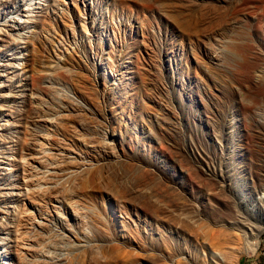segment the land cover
Returning <instances> with one entry per match:
<instances>
[{
    "label": "rangeland",
    "instance_id": "1",
    "mask_svg": "<svg viewBox=\"0 0 264 264\" xmlns=\"http://www.w3.org/2000/svg\"><path fill=\"white\" fill-rule=\"evenodd\" d=\"M251 124L264 127V0H0V264L22 249L27 264L261 258L264 231L239 253L232 225L262 188L264 155L225 146ZM168 149L184 158L167 174L152 163Z\"/></svg>",
    "mask_w": 264,
    "mask_h": 264
},
{
    "label": "bare ground",
    "instance_id": "2",
    "mask_svg": "<svg viewBox=\"0 0 264 264\" xmlns=\"http://www.w3.org/2000/svg\"><path fill=\"white\" fill-rule=\"evenodd\" d=\"M239 79L240 78H238L237 80L239 81ZM246 79V78H245ZM242 80V79H241ZM247 80V79H246ZM243 81V80H242ZM237 83V82H236ZM247 83V82H246ZM233 85H235V84H233ZM241 85V84H240ZM239 86V85H238ZM233 87V86H232ZM232 97H235V96H232ZM207 98V97H206ZM209 99V98H208ZM221 100H223V99H221ZM214 102H212V104H213ZM221 104V103H220ZM162 108V107H161ZM165 108V107H164ZM225 108V107H224ZM160 110V109H159ZM223 110V109H222ZM160 111H162V110H160ZM173 111V110H172ZM227 111V110H226ZM163 113H164V111H162ZM223 112H225L224 110H223ZM160 113V112H159ZM174 113V112H173ZM202 113V112H201ZM182 114V113H181ZM209 114V113H208ZM216 114V113H215ZM59 115H61V114H57V115H55L54 117H53V120H55ZM158 115V117H160L159 115L160 114H157ZM204 115V114H203ZM223 114L221 113L220 114V117L222 116ZM162 116H163V114H162ZM161 116V117H162ZM165 116V115H164ZM209 116V115H208ZM158 117H156V118H158ZM167 117V116H166ZM151 118H153V117H151ZM163 118V117H162ZM184 118H186V117H184ZM211 118H212V116H211ZM214 118L216 119V117L214 116ZM164 119H165V117H164ZM163 120V119H162ZM166 120V119H165ZM202 120V119H201ZM217 120V119H216ZM50 122V121H49ZM151 122H153V120H151ZM155 122V121H154ZM158 122H159V119H158ZM162 122V121H161ZM159 124H160V122H159ZM168 124H170V122L168 123ZM167 124V125H168ZM174 124V123H173ZM151 125V124H150ZM165 125V124H164ZM215 126V125H214ZM154 127H156V125L154 126ZM175 128V127H174ZM217 128V127H216ZM215 128V129H216ZM219 128L222 130V131H224V132H227V130H225V128H223V124H222V122L219 124ZM231 127H229L228 129H230ZM151 129V128H150ZM176 129V128H175ZM218 129V128H217ZM226 129H227V126H226ZM242 129V128H241ZM154 130V129H153ZM219 130V129H218ZM217 130V131H218ZM233 130V129H232ZM144 131V130H143ZM151 131H152V129H151ZM215 131V130H214ZM230 131V130H229ZM242 131H243V133H239V131L237 130V129H235V130H233V131H231L230 132V134H231V136H233L234 138H236V141H237V144H235V142L234 143H232V141L230 140V139H226L225 140V146H232L233 147V150H236L237 152H239L240 154H242V153H244L245 152V154H247V156L249 157V153L251 152V153H254V154H256V152H258V154L259 155H261V156H263L264 155V127L263 126H260V125H258V124H251V125H248V126H246V131L244 130V129H242ZM247 131H248V133H247ZM154 132H156V131H154ZM241 132V131H240ZM145 133V132H144ZM157 133H158V131H157ZM157 133H156V136H157ZM168 133V132H167ZM171 132H169V134H170ZM175 133V132H174ZM218 133V132H217ZM229 133V132H228ZM172 134V133H171ZM220 134V133H219ZM223 134V133H222ZM222 134H220L221 136H222ZM225 134V133H224ZM149 135V134H148ZM175 135V134H174ZM160 136V135H159ZM176 136V135H175ZM149 137H150V135H149ZM153 137V136H152ZM162 137V136H161ZM166 137H167V135H166ZM179 137V136H178ZM177 137V138H178ZM225 137V136H224ZM227 138V137H226ZM233 138V139H234ZM155 139V138H154ZM157 139V138H156ZM179 139V138H178ZM232 139V140H233ZM120 141H123L122 139H120ZM162 141V140H161ZM170 141V140H169ZM168 141V142H169ZM106 142V141H105ZM104 142V145L102 146V150H103V153H104V155H113L114 154V151H115V149H114V147L113 146H111V145H109V143H111V142H109V143H105ZM175 142H177V141H175ZM174 142V143H175ZM221 142V141H220ZM172 143V141L170 142V144ZM174 143H172V144H174ZM178 143V142H177ZM179 144V143H178ZM176 145V144H175ZM174 145V146H175ZM164 146H166V144L164 145ZM171 146V145H170ZM176 146H178V145H176ZM175 146V147H176ZM165 148V147H164ZM167 148V147H166ZM165 148V149H166ZM180 148V147H179ZM216 148V147H215ZM225 148V147H224ZM169 151H170V149H168ZM174 151H175V149H173ZM172 149H171V151H173ZM177 150V149H176ZM221 150H222V148H221ZM171 151H170V153L169 152H162L161 153V157H165V159H163V165H159L158 163L160 162V161H157V162H154V163H152V164H156L157 165V168L161 171V172H165L166 171V169H167V171L165 172V173H167L168 174V171L170 170H174V171H176L177 172V170L174 168L175 166L172 164L174 161H176L178 158H180V157H177V159H175L174 157H173V155H172V153H171ZM179 151V150H178ZM203 151H205L204 150V148H203ZM215 151H217V150H215ZM229 151H231V150H229ZM177 152V151H176ZM176 152H174L175 153V155L174 156H179V154H181V152H179V154H178V152L176 153ZM199 152H201L200 150H199ZM209 153V152H208ZM222 153H224V151L222 150ZM236 153V152H235ZM177 154V155H176ZM215 154V153H214ZM216 154H217V152H216ZM190 155V154H189ZM220 155V154H219ZM154 156V155H153ZM182 156V155H181ZM184 156V155H183ZM186 156V155H185ZM191 156V155H190ZM193 156V155H192ZM196 156H197V154H196ZM213 156H217V155H213ZM243 156V155H242ZM199 157V156H198ZM211 157V156H210ZM264 157V156H263ZM182 158V157H181ZM181 158L179 159V160H181ZM184 158V157H183ZM182 158V159H183ZM187 158V157H186ZM191 158V157H190ZM197 158V157H196ZM209 158V157H208ZM217 158V157H216ZM247 158V157H246ZM245 158V159H246ZM154 159V158H153ZM199 159V158H198ZM206 160H208L207 158H205ZM211 159V158H210ZM237 159V158H236ZM239 159V158H238ZM244 159V158H243ZM247 159H249V160H253L254 162H255V164L256 163H261L260 162V160L261 159H259V158H257V156H255V158H252L251 156H250V158H247ZM264 159V158H263ZM185 160H187V159H185ZM137 161V160H136ZM144 161V160H143ZM204 161V160H203ZM209 161V160H208ZM214 161V160H213ZM212 161V162H213ZM224 161V160H223ZM243 161V160H242ZM138 162V161H137ZM148 162V161H147ZM179 162H182V161H179ZM183 162H185V161H183ZM182 162V163H183ZM190 162H191V160H190ZM189 162V163H190ZM195 162H197V161H195L194 160V163ZM202 162V161H201ZM216 162H217V160H216ZM248 162V161H247ZM181 163V164H182ZM209 163V162H208ZM226 163V162H225ZM245 163V162H244ZM249 163V162H248ZM264 163V162H263ZM34 164V163H33ZM136 164H138V163H136ZM149 164V163H148ZM192 164V163H191ZM198 164V163H197ZM216 164V163H215ZM222 163H220V168L223 166V165H221ZM253 164V163H252ZM252 164H251V166H252ZM138 165H140V164H138ZM182 165H184L185 167H186V163L184 164H182ZM182 165H180L181 167H182ZM193 165V164H192ZM202 165V164H201ZM211 165V164H210ZM231 165V164H230ZM245 165V164H244ZM248 165V164H247ZM254 165V164H253ZM261 165V164H260ZM141 166V165H140ZM144 166H145V164H144ZM184 166H183V168H184ZM188 166V165H187ZM194 166V165H193ZM193 166H188V167H193ZM198 166V165H197ZM197 166H195V167H197ZM215 166H217V165H215ZM34 167H39V166H34ZM82 167V165H80V166H78L76 169H78V168H81ZM86 167V166H85ZM139 167V166H138ZM143 167V166H142ZM141 167V170H143V168ZM151 167V166H150ZM199 167H201L200 165H199ZM204 167V166H203ZM250 167V166H249ZM83 168H84V166H83ZM140 168V167H139ZM177 168V167H176ZM194 168V167H193ZM215 168H217V167H215ZM223 168V167H222ZM221 168V169H222ZM257 168V167H256ZM262 168H264V166L262 167ZM145 169H147V168H145ZM151 169V168H150ZM163 169V170H162ZM186 169V168H185ZM189 169H191V168H189ZM199 169V168H198ZM197 169V170H198ZM218 169V168H217ZM217 169H216V171L215 172H217ZM221 169H220V171H221ZM68 172V174L69 173H72V172H75L76 170L75 169H73V168H71V167H69L68 169H66ZM140 170V171H141ZM149 170V169H148ZM192 170H194V169H192ZM202 170V169H201ZM205 170H206V168H205ZM219 170V169H218ZM224 170V169H223ZM229 170H232L231 168L229 169ZM258 170V169H257ZM147 171V170H146ZM150 171V170H149ZM148 171V172H149ZM189 171V170H188ZM207 171V170H206ZM227 171V170H226ZM151 173H152V171H150ZM154 172V171H153ZM158 172V171H157ZM179 172V171H178ZM190 172V171H189ZM192 172V171H191ZM195 172H196V169H195ZM194 172V173H195ZM199 173H200V171H198ZM214 172V171H213ZM230 172V171H229ZM155 173V172H154ZM193 173V174H194ZM199 173H197V174H199ZM210 172H208V174H209ZM227 173V172H226ZM236 173V172H235ZM263 174H264V172H262ZM143 174V173H142ZM158 174H160L159 172H158ZM187 174V173H186ZM193 174H191L192 175V178L193 179H195L194 181L196 182V183H198L199 182V180H200V178H199V176L201 175V174H199V176H198V180H197V178H194V176H193ZM205 174V173H204ZM221 174H223V171H222V173ZM256 174H257V177L259 178V180H263V178H262V175H261V172L259 173V172H257L256 171ZM171 176H174L173 174H170ZM190 175V174H189ZM210 175H211V173H210ZM209 175V176H210ZM216 175V174H215ZM214 175V176H215ZM235 175V174H234ZM238 175H239V173H238ZM152 176V175H151ZM155 176H157V174L155 175ZM205 176V175H204ZM202 177V176H200V177H202V180H201V182H199L200 184L201 183H203L204 181H206V180H208V178L206 179V177ZM208 176V177H209ZM218 176V175H217ZM153 177V176H152ZM152 177H151V179H152ZM184 177V176H183ZM213 177V176H212ZM237 177V176H236ZM155 178V177H154ZM156 178H158V176L156 177ZM159 178H161V175H160V177ZM178 178V177H177ZM204 178V179H203ZM215 178V177H214ZM217 178V177H216ZM219 178V177H218ZM193 179H192V181H193ZM206 179V180H205ZM211 179H213V178H210V180L209 181H211ZM228 179V178H227ZM145 180H146V178H145ZM177 180V179H176ZM185 180H186V178H185ZM217 180V179H216ZM235 180V179H234ZM182 181V180H181ZM198 181V182H197ZM203 181V182H202ZM208 181V182H209ZM213 181H215V180H213ZM222 181V180H221ZM220 181V182H221ZM228 181V180H227ZM188 182V181H187ZM195 182H194V184H195ZM208 182H205L206 183V185H205V187L207 186V183ZM212 182V181H211ZM211 182L209 183V184H211ZM224 181H222V184H220V185H223L225 182H226V180H225V182L223 183ZM229 182V181H228ZM198 183V184H199ZM204 183V184H205ZM217 183H218V180H217ZM217 183L215 182V184L217 185ZM227 183V182H226ZM173 184V183H172ZM190 184H191V182H190ZM219 184V183H218ZM263 185H262V188H260L258 191H254V195H253V199L252 200H249L248 198H246L245 200H243V201H240L241 202V206L244 208V210L246 211V212H244L245 213V215H243V218H245V220H242L241 221V219H239L240 217H237L238 219H239V223H237V221H236V219H235V222L234 223H232V224H235V223H237V225H232V227L234 228H237V229H239L240 231H242L243 232V234H242V232H241V234H242V241L240 242V246L238 247V252L239 253H250V252H256L257 251V249H258V247H259V236H260V234L264 231V182L262 183ZM170 185H171V183H170ZM169 185V186H170ZM202 185V184H201ZM213 185V182H212V184H211V186ZM224 185H226V184H224ZM223 185V186H224ZM167 186H168V184H167ZM168 186V187H169ZM204 186V185H203ZM214 186V185H213ZM223 186H220V188H219V186L217 185V188H219L218 190H220V189H222L223 188ZM245 186V188L247 189V187H248V190H249V187L251 186H247V185H244ZM260 186V185H259ZM173 188H175V186H172ZM202 187V186H201ZM209 187H210V185H209ZM215 187V186H214ZM214 187H211V188H214ZM49 188H51V187H49ZM58 188V187H57ZM160 188V187H159ZM206 188H208V187H206ZM210 188V189H211ZM216 188V189H217ZM226 187L224 186V188L222 189L223 191H221V194L223 195V193L222 192H225L224 191V189H225ZM153 189H155V187L153 188ZM165 189H167V191H169V189H172L171 187H169V189L168 188H165ZM190 189V188H189ZM193 189H194V187H193ZM199 189H200V187H199ZM229 189V188H228ZM161 191V193L163 192V188H161V189H158V188H156V192H160ZM174 190V194L175 193H178L179 194V190H178V192H177V190H176V192H175V189H173ZM172 190V191H173ZM203 190V189H202ZM206 189H204V191H205ZM208 190V189H207ZM211 190H213V189H211ZM210 190V191H211ZM218 190L217 191H215V190H213L215 193L217 192V195L216 194H212V195H214V196H219L220 195V193L218 192ZM238 190V189H237ZM152 191V190H151ZM166 191V190H165ZM171 191V190H170ZM169 191V192H170ZM55 192H56V190H55ZM154 192V191H153ZM153 192L151 193V194H153ZM155 192V194H156V196L159 194V193H156ZM166 193V192H165ZM168 193V192H167ZM170 193H173V192H170ZM170 193H168V194H170ZM209 193V192H208ZM219 193V194H218ZM155 194H153V196H155ZM181 194V193H180ZM211 194V193H210ZM253 194V193H252ZM150 195V194H149ZM161 195V198H163V201H164V197L163 196H165V197H167L166 196V194H160ZM160 195H158V197L157 198H159V196ZM172 195V194H171ZM181 195H184L183 193L181 194ZM185 195H187V194H185ZM185 195H184V197H185ZM206 195V194H205ZM204 195V196H205ZM250 195V194H249ZM155 196V197H156ZM173 196V195H172ZM175 196V198H176V195H174ZM173 196V197H174ZM179 196V195H178ZM177 196V197H178ZM221 196V195H220ZM219 196V199L221 198ZM252 196V195H251ZM168 197H169V195H168ZM171 197V196H170ZM181 196H179L178 198H176V200L174 199V200H172V199H170L171 201H175V203H174V205L175 204H179V205H181L182 206V202L181 201H179L181 198H184V197H181ZM233 197V196H232ZM156 198V199H157ZM180 198V199H179ZM209 198H210V196H209ZM212 198V197H211ZM218 198V197H217ZM216 197L214 198V199H217ZM225 198V200H226V198L228 199V197H224ZM224 198H223V200H224ZM143 199V198H142ZM179 199V200H178ZM185 199H187L186 197H185ZM222 199V198H221ZM220 199V200H221ZM230 199H233V198H231L230 197ZM235 199V198H234ZM162 200V199H161ZM167 200H169V199H167ZM187 200H189V198L187 199ZM191 201H192V198L190 199ZM212 200H213V198H212ZM236 200V199H235ZM234 200V201H235ZM160 201V200H159ZM166 201V200H165ZM164 201V202H165ZM176 201L178 202V203H176ZM183 201V200H182ZM213 201H215V200H213ZM179 202H181V203H179ZM198 202V201H197ZM197 202L195 203V205H197L198 206V204H197ZM236 202V201H235ZM234 202V203H235ZM166 204L168 203V205H169V201H167V202H165ZM172 204H173V202H171ZM171 203H170V205H171ZM213 203V202H212ZM211 203V204H212ZM237 203V202H236ZM161 204V203H160ZM165 204V206H168V205H166ZM214 204H215V202H214ZM223 204V203H222ZM189 205H190V203H189ZM193 206H194V204H192ZM192 205L191 206H189V207H191V209H192ZM213 205V204H212ZM218 205V204H217ZM232 205V204H231ZM155 206V205H154ZM173 206V205H172ZM200 206V205H199ZM199 206H198V208H199ZM228 206V205H227ZM233 206H234V204H233ZM235 206H238L237 204L235 205ZM234 206V207H235ZM175 207V206H174ZM179 207V206H178ZM188 207V208H189ZM229 207H230V205H229ZM233 207V208H234ZM170 207L168 206V209H169ZM180 208V207H179ZM201 208V207H200ZM159 209H161L160 207H159ZM176 209V207L175 208H173V210H175ZM181 209H183V208H181ZM184 209H185V207H184ZM187 209V208H186ZM232 209V208H231ZM157 210V209H156ZM177 210V209H176ZM200 210V209H199ZM154 211H155V209H154ZM160 211V210H159ZM165 211V210H164ZM167 211V210H166ZM195 212L194 210H189V213L187 212V210H185V212H187L189 215L191 214V212ZM217 211H218V209H217ZM238 210H237V207H236V212H237ZM178 212H181V211H178ZM239 212L240 211H238L237 213L239 214ZM183 213H184V211L182 212V215H183ZM229 213V211L226 213V214H228ZM231 214H234V213H232V212H230ZM229 213V214H230ZM236 213V214H237ZM197 213H195V216H197L196 215ZM203 214V213H202ZM236 214H234V215H236ZM240 214H241V212H240ZM158 215V214H157ZM184 215H186V213H184ZM193 215V214H192ZM234 215H233V217H234ZM188 216V215H187ZM236 216H238V215H236ZM241 216V215H240ZM245 216V217H244ZM162 217V216H161ZM172 217V216H171ZM185 217V216H184ZM183 216H182V219L184 218ZM189 217H191V216H189ZM198 217H199V215H198ZM197 217V218H198ZM200 217H202V216H200ZM198 218V219H202V218ZM206 217V216H205ZM242 217V216H241ZM44 218V217H43ZM196 218V217H195ZM194 218V219H195ZM196 218V219H197ZM231 219H232V217H230ZM235 218V217H234ZM186 219H190V218H185V220ZM193 219V218H192ZM204 219V218H203ZM159 220V219H158ZM173 220V219H172ZM199 220V221H200ZM230 220V219H229ZM34 221L37 223V226L39 225V226H41V224H44V221H41V220H38L37 219V217H35L34 218ZM182 221V220H181ZM196 221V222H195ZM194 221V223H197V220H195ZM214 221H215V219H214ZM219 221V220H218ZM184 222V221H183ZM191 222H193L192 220H191ZM216 222V221H215ZM161 223V222H160ZM185 223V222H184ZM187 224L189 223L190 224V222H186ZM217 223V222H216ZM223 223V222H222ZM221 224V223H220ZM219 224V225H220ZM224 224H225V222H224ZM181 225V224H180ZM180 225H178V227L179 228H181V226ZM222 226H224L223 224H221ZM196 226V225H195ZM229 226V225H228ZM226 227V226H225ZM31 228H33V229H35L36 228V226L35 225H32V227ZM178 228V229H179ZM186 228V227H185ZM230 228V227H229ZM231 229V228H230ZM197 230V229H196ZM62 235V237L63 238H67V236L64 234V233H61ZM240 234V235H241ZM31 242H33V240H30ZM27 244H28V246L30 247V244L27 242ZM31 249V248H30ZM22 251H23V253H26V251H24L23 249H22ZM40 251V250H39ZM23 253H21V255H20V264H27L26 262H25V257H24V254ZM231 253V252H230ZM223 255V254H222ZM64 256V255H63ZM238 254H235V255H233V257L232 258H230V259H228L229 261H228V264H236V261H237V259H238ZM56 259L58 260V261H60V260H64V257H56Z\"/></svg>",
    "mask_w": 264,
    "mask_h": 264
},
{
    "label": "crops",
    "instance_id": "3",
    "mask_svg": "<svg viewBox=\"0 0 264 264\" xmlns=\"http://www.w3.org/2000/svg\"><path fill=\"white\" fill-rule=\"evenodd\" d=\"M248 264H264V252L262 253V257L259 259H256L254 261H251Z\"/></svg>",
    "mask_w": 264,
    "mask_h": 264
}]
</instances>
